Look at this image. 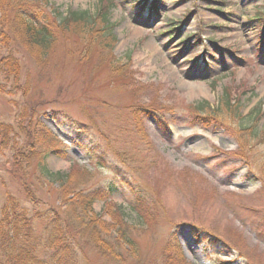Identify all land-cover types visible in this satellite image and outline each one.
Instances as JSON below:
<instances>
[{
    "label": "rangeland",
    "instance_id": "obj_1",
    "mask_svg": "<svg viewBox=\"0 0 264 264\" xmlns=\"http://www.w3.org/2000/svg\"><path fill=\"white\" fill-rule=\"evenodd\" d=\"M42 1L53 21V9L94 15L98 0ZM113 2L111 50L95 48L92 38L88 44L87 35L63 23L58 32L53 28L55 44L43 60L21 46L8 18L0 23V60L15 65L10 55L18 66L16 82L0 74V123L13 134L0 153V213L11 195L42 241L38 258L50 257L47 222L37 216L57 209L56 187L33 183L38 204L26 197L22 175L33 171L12 169L10 156L26 145L48 174L69 173L74 185L83 184L81 195L118 184L115 194L95 202L97 213L103 207L114 214L113 204L126 203L130 188L145 198L142 223L125 211L123 235L134 251L117 249L123 238L114 232L108 247L119 260L75 237L71 264H264V0ZM108 53L125 59L121 71L105 65ZM227 95L233 118L222 115L235 121V131L203 113L191 117L190 107L205 102L215 113H229L221 103ZM113 214L105 224L119 221Z\"/></svg>",
    "mask_w": 264,
    "mask_h": 264
},
{
    "label": "trees",
    "instance_id": "obj_2",
    "mask_svg": "<svg viewBox=\"0 0 264 264\" xmlns=\"http://www.w3.org/2000/svg\"><path fill=\"white\" fill-rule=\"evenodd\" d=\"M46 6H48L47 1L42 0H0V23H3L8 18V24L10 26L12 24L16 26L17 31L21 34V39L19 40L21 46L27 45L29 49L34 48L43 60L50 54L53 44H55L53 28L58 32L59 29H62L63 23H67L69 28L77 32L79 31L78 33L81 36L87 35L89 37L86 40L88 44L92 38V46L95 48L104 50L112 49V41H110L111 24H109L108 17L111 8L114 7L113 0H98L94 15H90L87 12H68L67 16H63L56 9H53L52 11L56 17L53 21L48 17L47 13L45 14L44 10ZM94 29H96L95 32H93ZM3 42L1 46L4 44ZM27 51L33 54V56H37L34 52ZM7 57L11 61H14L15 65L9 64L10 60L6 62L2 58L0 60V74L3 76V79L8 78L16 82L18 79L17 61L10 55ZM106 58L109 61L105 60L103 62L114 72L115 69L121 71L123 66H125L122 62L125 59H110L109 53L103 59ZM0 92H4L1 85ZM222 102L229 113H215L213 112V108L205 102L190 107L191 117H200L199 115L203 113L208 116L206 118H216L218 122L229 125L235 131V127L237 126V124L233 126L235 121L233 120L232 123H229L223 116L227 114L229 118H233L232 106L229 105L230 97L227 95L226 99L223 98L221 100ZM221 103L217 107L222 109L223 105ZM133 121L135 122L137 133L143 136L137 111L134 112ZM31 125L32 123L29 121L26 123L25 128L26 126L29 128ZM22 131L27 130L22 126ZM12 135V128L9 125L0 123V153L7 150V146L10 147ZM244 135L248 141L253 139L255 141L258 140V137L254 138L251 134L245 133ZM51 139L53 138L51 137ZM26 148L27 146L25 145L23 148L13 149L10 155L12 158V169L17 170V168H22L33 171L32 174L23 172L22 175V185L26 197L33 205L38 204L30 188L33 186V183L43 188L48 185L50 187H56L54 189L59 204L57 209L50 208L46 213L37 216L38 220L47 222L45 248L52 254L47 259L38 258V248L42 241L34 234L25 216L21 212H16L17 206L14 203V198L8 195L6 197L7 201L1 208L0 213V264H71V258L68 257V252L73 247L72 241L75 240V237H77L75 242H79L82 238H85L88 244L95 246L101 255H108L119 260L121 258L114 255L110 248L112 246L109 240L116 239V237L111 238L113 232L121 234L117 238H123L122 241L120 239L116 240L115 246L117 249L118 247L122 248L124 245L130 247L133 251L136 249L134 242L127 237L125 238L123 233L125 230H129L125 211L135 214L141 223L146 216V213L143 211L145 209L143 207L145 203L143 200L145 198L142 197L141 192L134 191L130 188V192H128L130 197L126 203L123 205L113 204L115 212L112 214L118 215L119 221L105 224L106 220H104V217L106 216L107 219H111L112 216L110 218V215L112 214L110 212L108 214V210L103 207L97 213L93 209V205L96 201L107 199V196L110 197L112 194H115L118 191V184L113 182L105 183L104 185H99L101 188L96 190L89 189L87 193L81 195L84 189L82 188L83 184L78 187L74 185V181L71 180L72 175L69 173L60 174L58 172L52 175L48 174L45 165H43V160L38 156L36 151L26 150ZM115 156L120 158L123 156V152H116ZM93 159L92 156L89 158V160ZM33 164H36L35 169L32 168ZM80 171L82 175L93 177L90 169L88 170L86 167H82ZM61 208L63 211H61ZM197 237L198 235L194 239ZM172 246L176 252L179 247L178 242L174 241Z\"/></svg>",
    "mask_w": 264,
    "mask_h": 264
}]
</instances>
